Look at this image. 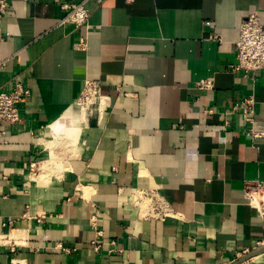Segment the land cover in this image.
<instances>
[{
	"label": "crops",
	"instance_id": "crops-1",
	"mask_svg": "<svg viewBox=\"0 0 264 264\" xmlns=\"http://www.w3.org/2000/svg\"><path fill=\"white\" fill-rule=\"evenodd\" d=\"M64 1L0 14V90H30L21 121L0 123V264H230L263 244L264 206L244 193L264 182V137L239 111L221 125L252 95L264 130V70L227 69L264 0H87L80 26ZM86 80L103 98L81 111Z\"/></svg>",
	"mask_w": 264,
	"mask_h": 264
},
{
	"label": "built area",
	"instance_id": "built-area-1",
	"mask_svg": "<svg viewBox=\"0 0 264 264\" xmlns=\"http://www.w3.org/2000/svg\"><path fill=\"white\" fill-rule=\"evenodd\" d=\"M86 1L66 0L61 2L60 7L64 11L61 22H71L76 26L86 24L89 16L88 8L85 5ZM7 7L8 0H0V14H3ZM234 45L235 59L228 65L229 71H243L247 75L253 74L257 70H264V22L260 21L257 11L250 12L240 22L238 37ZM195 85L200 89H212L213 87L211 79L199 80ZM29 94V88L21 82H16L9 91L0 90V123H19L21 121L19 104L24 102ZM102 98L99 85L94 81L86 80L77 103L86 102L89 104V108H93L100 106ZM238 111L247 124L245 133L251 138L264 137V130H257L254 127V97L252 95L245 96L232 104L227 113L228 116L223 119L222 128L229 125L232 114ZM204 113L208 114L209 112L205 110ZM150 193L153 194V192ZM244 194L246 202L261 212L264 206V182H253L246 185ZM153 208L162 214L167 210L163 201H156ZM36 219L41 221L40 217H36ZM13 222L14 220H8L4 225H11ZM97 233L101 235V231H97ZM95 244V249H98L99 245Z\"/></svg>",
	"mask_w": 264,
	"mask_h": 264
},
{
	"label": "water",
	"instance_id": "water-1",
	"mask_svg": "<svg viewBox=\"0 0 264 264\" xmlns=\"http://www.w3.org/2000/svg\"><path fill=\"white\" fill-rule=\"evenodd\" d=\"M264 252V243L253 248L252 250L246 252L245 254H243L242 256L238 257L237 259L233 260L230 264H239L245 260H248L249 258L258 255L260 253Z\"/></svg>",
	"mask_w": 264,
	"mask_h": 264
},
{
	"label": "bare ground",
	"instance_id": "bare-ground-1",
	"mask_svg": "<svg viewBox=\"0 0 264 264\" xmlns=\"http://www.w3.org/2000/svg\"><path fill=\"white\" fill-rule=\"evenodd\" d=\"M84 109V108H83ZM83 113V112H81ZM77 120V119H76ZM72 123H75V122H72ZM64 129V126L61 124V123H55L53 125V130H54V133L55 134H58L60 133L62 130ZM68 130V129H67Z\"/></svg>",
	"mask_w": 264,
	"mask_h": 264
},
{
	"label": "rangeland",
	"instance_id": "rangeland-1",
	"mask_svg": "<svg viewBox=\"0 0 264 264\" xmlns=\"http://www.w3.org/2000/svg\"><path fill=\"white\" fill-rule=\"evenodd\" d=\"M78 107H79V109L81 110V111H84V110H86V109H88L89 108V104L88 103H81V104H78ZM84 108V109H83ZM142 201H144V202H142L144 205H145V207H147V203H145L146 202V199H141ZM143 206V205H142ZM158 211V210H157ZM159 212V211H158Z\"/></svg>",
	"mask_w": 264,
	"mask_h": 264
}]
</instances>
